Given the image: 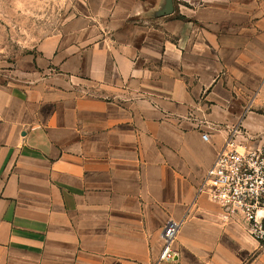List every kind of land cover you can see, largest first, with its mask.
<instances>
[{"label":"crops","instance_id":"obj_1","mask_svg":"<svg viewBox=\"0 0 264 264\" xmlns=\"http://www.w3.org/2000/svg\"><path fill=\"white\" fill-rule=\"evenodd\" d=\"M237 2L69 0L38 48L57 72L0 91V264H156L170 220L159 264H264L247 224L198 195L237 126L238 145L264 141L233 84L250 80L229 60Z\"/></svg>","mask_w":264,"mask_h":264},{"label":"rangeland","instance_id":"obj_2","mask_svg":"<svg viewBox=\"0 0 264 264\" xmlns=\"http://www.w3.org/2000/svg\"><path fill=\"white\" fill-rule=\"evenodd\" d=\"M237 5L236 26L242 32L233 35L236 48L235 53L230 51L229 60H235V68L250 80L233 84L241 91L245 84L252 87L244 116L264 121V0H238ZM68 6L69 0H0V91L25 90L46 70L57 72L48 66L47 57V64L38 67L43 55L38 48L60 36Z\"/></svg>","mask_w":264,"mask_h":264},{"label":"built area","instance_id":"obj_3","mask_svg":"<svg viewBox=\"0 0 264 264\" xmlns=\"http://www.w3.org/2000/svg\"><path fill=\"white\" fill-rule=\"evenodd\" d=\"M237 126L224 147L218 152L212 166L198 188L219 205L226 219L241 218L249 234L264 246V141L257 146L238 145ZM246 141H257L258 136L244 133ZM210 133H203L208 141ZM182 222L170 220L162 229L163 247L156 264L173 260V244Z\"/></svg>","mask_w":264,"mask_h":264},{"label":"water","instance_id":"obj_4","mask_svg":"<svg viewBox=\"0 0 264 264\" xmlns=\"http://www.w3.org/2000/svg\"><path fill=\"white\" fill-rule=\"evenodd\" d=\"M174 12L173 0H166L163 9L158 13L159 16H168Z\"/></svg>","mask_w":264,"mask_h":264}]
</instances>
